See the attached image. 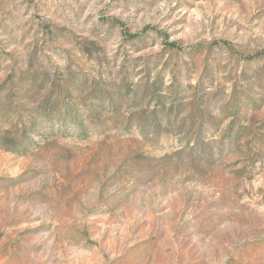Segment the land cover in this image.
<instances>
[{
  "label": "rangeland",
  "instance_id": "1",
  "mask_svg": "<svg viewBox=\"0 0 264 264\" xmlns=\"http://www.w3.org/2000/svg\"><path fill=\"white\" fill-rule=\"evenodd\" d=\"M0 264H264V0H0Z\"/></svg>",
  "mask_w": 264,
  "mask_h": 264
},
{
  "label": "trees",
  "instance_id": "2",
  "mask_svg": "<svg viewBox=\"0 0 264 264\" xmlns=\"http://www.w3.org/2000/svg\"><path fill=\"white\" fill-rule=\"evenodd\" d=\"M147 30V29H144V31ZM124 35L128 36V37H136L138 36L139 34H136V33H129L127 32L126 30L123 31ZM170 45H176L174 44V42H168Z\"/></svg>",
  "mask_w": 264,
  "mask_h": 264
}]
</instances>
